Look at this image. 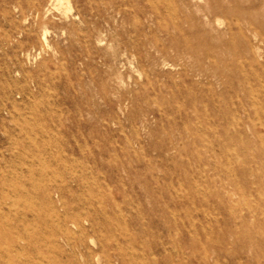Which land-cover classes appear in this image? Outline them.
<instances>
[{
	"label": "rangeland",
	"instance_id": "obj_1",
	"mask_svg": "<svg viewBox=\"0 0 264 264\" xmlns=\"http://www.w3.org/2000/svg\"><path fill=\"white\" fill-rule=\"evenodd\" d=\"M33 261L264 264V0H0V264Z\"/></svg>",
	"mask_w": 264,
	"mask_h": 264
},
{
	"label": "bare ground",
	"instance_id": "obj_2",
	"mask_svg": "<svg viewBox=\"0 0 264 264\" xmlns=\"http://www.w3.org/2000/svg\"><path fill=\"white\" fill-rule=\"evenodd\" d=\"M50 171V170H49ZM59 195H61V194H59ZM34 206L32 207V206H30V210L32 209V211H34ZM13 209V208H12ZM10 210V209H9ZM3 213V212H2ZM24 216H25V213H24ZM27 216V215H26ZM104 222V221H103ZM76 227H79V224L78 223H76V222H74L73 223ZM33 226V225H32ZM14 227V226H13ZM47 229V228H46ZM49 231V230H48ZM19 234H21V233H19ZM27 234V233H26ZM18 242V241H17ZM16 243V242H15ZM27 243V242H26ZM34 244V243H33ZM32 244V245H33ZM11 245H12V241H11ZM27 245V244H26ZM14 246H12V248H13ZM32 247V246H31ZM37 249V248H36ZM26 251V250H25ZM37 251H39V250H37ZM32 252V251H31ZM28 253V252H27ZM30 253V252H29ZM44 254V253H43ZM29 254H27V256H28ZM47 255H48V253H47ZM50 255V254H49ZM50 256H54V255H50ZM56 256V255H55ZM54 256V257H55ZM26 257V256H25ZM24 257V258H25ZM29 257V256H28ZM28 257H27V259H28ZM39 257H41V258H45L46 260H47V256L44 254V255H42V253H41V251L39 252ZM54 257H53V259L52 260H55L54 259ZM57 257V256H56ZM36 258H37V256H36ZM21 259V258H20ZM51 260V259H50ZM43 261V260H42ZM45 261V260H44ZM48 261V260H47ZM33 262H35L36 264H43L41 261H33ZM26 263V262H25ZM57 263V262H56ZM53 264H54V262H53Z\"/></svg>",
	"mask_w": 264,
	"mask_h": 264
}]
</instances>
